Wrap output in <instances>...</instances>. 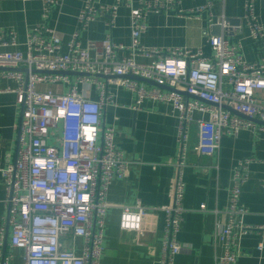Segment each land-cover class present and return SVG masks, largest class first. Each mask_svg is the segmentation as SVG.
Wrapping results in <instances>:
<instances>
[{
  "label": "built area",
  "instance_id": "1",
  "mask_svg": "<svg viewBox=\"0 0 264 264\" xmlns=\"http://www.w3.org/2000/svg\"><path fill=\"white\" fill-rule=\"evenodd\" d=\"M58 1L41 0V22L26 32L24 52L0 50V81L15 83L13 87L0 85V93H14L20 107L16 159L1 170L6 224L11 228L8 244L23 250L24 264H99L109 207L107 191L113 181L126 178L130 165L114 143L113 126L102 124V111L107 106L118 107L111 89L124 88L134 97L126 108L138 110L145 99L172 108L180 150L173 162L168 203L121 205L119 229L130 232L137 243L157 212H163L158 262L173 264L180 251L177 235L185 210L182 174L190 126L195 124L197 130L195 150L207 155L219 150L223 135L264 130V60L248 62L243 58L240 40L224 35L228 30L235 35L241 24L230 26L224 14L216 23L220 32L202 30L206 42L195 49L140 43L149 14L174 11L197 20L202 11L210 9L211 0L186 10L179 8V0H136V5L133 0L110 4L84 0L63 52L61 38L47 24ZM122 3L129 10L128 44L115 42L107 33L99 41L82 45V31L97 18L103 17L106 27H113ZM239 21L247 27L250 39L264 48L255 0H243ZM17 44L13 29L0 30V47ZM67 72L73 74H64ZM194 113L208 118L195 119ZM251 162L250 158L235 162L225 207L210 210L215 217L211 242L219 249L214 264H237L241 237L253 231H262L264 236V226L244 223L247 210L240 201ZM199 209L207 210L204 204ZM5 230L3 222L0 264H12L13 254L4 247ZM77 238L82 241L79 252L75 249ZM257 248H262L261 243Z\"/></svg>",
  "mask_w": 264,
  "mask_h": 264
},
{
  "label": "crops",
  "instance_id": "2",
  "mask_svg": "<svg viewBox=\"0 0 264 264\" xmlns=\"http://www.w3.org/2000/svg\"><path fill=\"white\" fill-rule=\"evenodd\" d=\"M114 0H96L110 4ZM84 0H59L49 13L47 24L54 28L62 40L61 51H66V42L75 29L76 15ZM136 5V0H133ZM206 0H179V8L189 9ZM41 0H0V30L11 28L17 39L15 47H0V50L24 52L25 35L28 29L41 22ZM238 21L243 15V0H211L209 10L199 18L189 19L174 11L151 13L147 16L146 31L140 37L145 47H188L195 49L206 42L202 30L218 34L215 25L221 15ZM255 14L264 32V0H255ZM128 8L122 3L117 11L112 28L105 25L103 17L91 22L82 31V45L87 41H99L109 33L118 43L128 44L130 29ZM230 24V23H229ZM241 30L226 38L241 42V54L248 62L264 60V48L248 36L247 27L239 21ZM234 26V25H230ZM138 61H146L138 58ZM1 87H13L10 80H1ZM118 107L107 106L102 111V124L113 126L114 143L130 161L125 179L113 181L107 191L109 207L106 212L102 253L99 264H159L164 213L158 211L147 227V233L139 242L133 235L119 229L121 205L140 203L144 206H161L168 203L169 185L174 175L173 162L177 160L180 144L176 140L177 120L172 108L164 103L145 99L138 110L126 108L134 101L133 94L124 88H112ZM95 98V95H93ZM122 105L124 107H122ZM194 118L207 119L208 115L194 113ZM20 107L15 94L0 93V224L5 222V251L13 254L12 264H24L23 250L8 244L10 225L6 224L8 209L5 204V185L1 170L16 159L19 139ZM190 126L187 159L183 168L184 212L177 239L180 251L173 264H214L215 252L211 242L214 232L213 209H223L227 203L231 168L236 161L250 158L249 178L241 188L240 201L246 208L244 223L252 227L264 226V130H242L235 136L223 135L219 150L214 154H199L195 150L197 132ZM171 161V162H167ZM201 204L206 211H200ZM81 239L75 243L80 251ZM262 245L258 249V244ZM68 246V245H67ZM237 264H264V236L262 231H253L241 237Z\"/></svg>",
  "mask_w": 264,
  "mask_h": 264
},
{
  "label": "water",
  "instance_id": "3",
  "mask_svg": "<svg viewBox=\"0 0 264 264\" xmlns=\"http://www.w3.org/2000/svg\"><path fill=\"white\" fill-rule=\"evenodd\" d=\"M227 21L230 23V25H238L239 24V20L238 21H236V22H234V21H231V20H229V19H227ZM215 29H217V28H219L220 29V27L218 26V25H215V27H214ZM64 74H73V73H71V72H67V73H64ZM130 78H133V79H135V80H138V81H142V82H146V83H148V84H153V82H151V81H149V80H146V79H142V78H140V77H135V76H130ZM165 88H167V87H165ZM184 95H187L185 92L183 93ZM228 110H230L231 112H233V113H235L232 109H230L229 107H226Z\"/></svg>",
  "mask_w": 264,
  "mask_h": 264
}]
</instances>
